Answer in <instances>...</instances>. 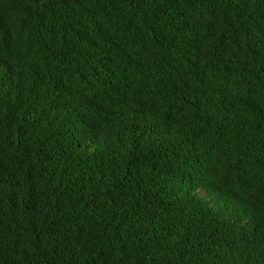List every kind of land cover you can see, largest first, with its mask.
<instances>
[{
  "label": "trees",
  "instance_id": "trees-1",
  "mask_svg": "<svg viewBox=\"0 0 264 264\" xmlns=\"http://www.w3.org/2000/svg\"><path fill=\"white\" fill-rule=\"evenodd\" d=\"M0 264H264V0H0Z\"/></svg>",
  "mask_w": 264,
  "mask_h": 264
}]
</instances>
